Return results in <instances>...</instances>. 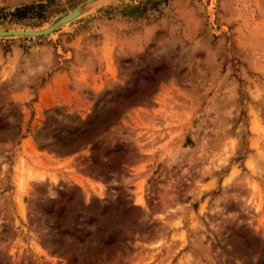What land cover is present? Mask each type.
<instances>
[{
    "label": "rangeland",
    "instance_id": "1",
    "mask_svg": "<svg viewBox=\"0 0 264 264\" xmlns=\"http://www.w3.org/2000/svg\"><path fill=\"white\" fill-rule=\"evenodd\" d=\"M88 1L0 0V264H264V0Z\"/></svg>",
    "mask_w": 264,
    "mask_h": 264
},
{
    "label": "water",
    "instance_id": "2",
    "mask_svg": "<svg viewBox=\"0 0 264 264\" xmlns=\"http://www.w3.org/2000/svg\"><path fill=\"white\" fill-rule=\"evenodd\" d=\"M94 1L97 0H89L88 3H92ZM114 2H130V1H135V0H112ZM82 11V8L79 7L69 13H67L65 16L61 17L59 20H57L55 23H53L52 25H50L49 27L40 30V31H27V30H21V31H9V30H5V31H0V38H7V37H30V38H35V37H44L49 35L51 32H54L56 29H58L59 27H61V25L67 21H71V19H75V17H77L80 12Z\"/></svg>",
    "mask_w": 264,
    "mask_h": 264
},
{
    "label": "bare ground",
    "instance_id": "3",
    "mask_svg": "<svg viewBox=\"0 0 264 264\" xmlns=\"http://www.w3.org/2000/svg\"><path fill=\"white\" fill-rule=\"evenodd\" d=\"M98 1H100V0H98ZM97 1V2H98ZM105 1V0H104ZM112 1V0H111ZM122 2H124V1H122ZM81 14H82V11L80 12V14L77 16V17H75V19L76 18H79L80 16H81ZM74 18L73 19H71V21H67V22H65V23H63L62 25H61V27L62 26H64V25H66L67 23H71V22H73L74 20H75ZM10 31V30H9ZM13 31V30H12ZM15 31H21V30H15ZM23 31V30H22ZM27 31H40V30H27ZM52 33V32H51ZM50 33V34H51Z\"/></svg>",
    "mask_w": 264,
    "mask_h": 264
},
{
    "label": "trees",
    "instance_id": "4",
    "mask_svg": "<svg viewBox=\"0 0 264 264\" xmlns=\"http://www.w3.org/2000/svg\"><path fill=\"white\" fill-rule=\"evenodd\" d=\"M23 10L22 9H17L15 14L21 13Z\"/></svg>",
    "mask_w": 264,
    "mask_h": 264
}]
</instances>
